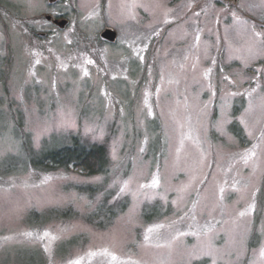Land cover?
<instances>
[{"label":"rangeland","instance_id":"1","mask_svg":"<svg viewBox=\"0 0 264 264\" xmlns=\"http://www.w3.org/2000/svg\"><path fill=\"white\" fill-rule=\"evenodd\" d=\"M70 136L108 145L107 177L28 164ZM105 179L130 207L99 229L77 188ZM154 203L168 213L146 221ZM262 248L264 0H0V264H264Z\"/></svg>","mask_w":264,"mask_h":264},{"label":"trees","instance_id":"2","mask_svg":"<svg viewBox=\"0 0 264 264\" xmlns=\"http://www.w3.org/2000/svg\"><path fill=\"white\" fill-rule=\"evenodd\" d=\"M244 104V101L242 99ZM236 109V112H235ZM241 112L234 108L233 116ZM230 133L237 138L240 143H245V131L243 127L236 121L229 126ZM51 143H45L38 151H31L29 162L33 168L43 172L65 171L78 174L87 178L105 176L107 177L111 171V158L109 148L106 143L89 142L82 140L78 136H70L62 140L55 138ZM61 139V140H59ZM29 150V149H28ZM30 152V151H29ZM77 190L82 195H87L91 200L100 198L97 209L86 217V221L99 229H108L115 223V219L124 214L130 207V199L125 197L117 200L118 190L109 187L108 181L105 179L100 185L80 186ZM101 194V196H100ZM157 205L148 204L145 207V220L148 221L153 217L164 216L168 212H154ZM61 219H67L69 216L66 211L55 213ZM72 217V216H71ZM38 218L36 215L35 219ZM195 264H209L207 259H202Z\"/></svg>","mask_w":264,"mask_h":264},{"label":"snow or ice","instance_id":"3","mask_svg":"<svg viewBox=\"0 0 264 264\" xmlns=\"http://www.w3.org/2000/svg\"><path fill=\"white\" fill-rule=\"evenodd\" d=\"M253 35H254V36H259V35H261V34H260V33L253 32ZM196 39L199 40V37L197 36ZM37 62H38V61H37ZM88 62L91 63V61H88ZM85 74H87V73H85ZM241 122L243 123L244 121L242 120ZM244 159H245V162H247L248 157H244ZM156 183H157V182L154 181V182H153V186H155ZM142 187H144V186L142 185ZM240 215L243 216L244 213H240ZM152 231H153V229H151V228L148 229V232H149V233H151ZM25 235H27V236H31L32 234H31V233H26ZM47 235H48V233H45V236H47ZM145 239H148V237L146 236ZM92 255H95V253H92ZM259 255H260L261 257H264V248H262V249L260 250ZM72 264H80V261H79V260H76V261L72 262Z\"/></svg>","mask_w":264,"mask_h":264},{"label":"water","instance_id":"4","mask_svg":"<svg viewBox=\"0 0 264 264\" xmlns=\"http://www.w3.org/2000/svg\"><path fill=\"white\" fill-rule=\"evenodd\" d=\"M50 19V18H49ZM62 26L66 24V22H61L60 23ZM103 38L109 40V41H115L117 37V33L111 29L105 30V32L102 34Z\"/></svg>","mask_w":264,"mask_h":264},{"label":"flooded vegetation","instance_id":"5","mask_svg":"<svg viewBox=\"0 0 264 264\" xmlns=\"http://www.w3.org/2000/svg\"><path fill=\"white\" fill-rule=\"evenodd\" d=\"M55 20H57V19H55Z\"/></svg>","mask_w":264,"mask_h":264}]
</instances>
